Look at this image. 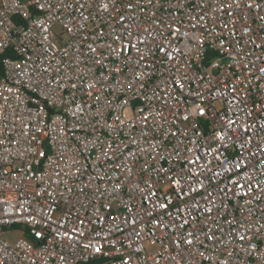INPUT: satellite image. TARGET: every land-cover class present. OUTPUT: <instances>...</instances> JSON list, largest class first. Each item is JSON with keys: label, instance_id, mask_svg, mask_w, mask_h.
Instances as JSON below:
<instances>
[{"label": "built area", "instance_id": "1", "mask_svg": "<svg viewBox=\"0 0 264 264\" xmlns=\"http://www.w3.org/2000/svg\"><path fill=\"white\" fill-rule=\"evenodd\" d=\"M0 56V264H264V0H0Z\"/></svg>", "mask_w": 264, "mask_h": 264}, {"label": "rangeland", "instance_id": "2", "mask_svg": "<svg viewBox=\"0 0 264 264\" xmlns=\"http://www.w3.org/2000/svg\"><path fill=\"white\" fill-rule=\"evenodd\" d=\"M19 232L18 231H11L6 233L5 237L8 238L9 240H14L19 236Z\"/></svg>", "mask_w": 264, "mask_h": 264}, {"label": "trees", "instance_id": "3", "mask_svg": "<svg viewBox=\"0 0 264 264\" xmlns=\"http://www.w3.org/2000/svg\"><path fill=\"white\" fill-rule=\"evenodd\" d=\"M10 52H6L4 55H8ZM4 74V65L2 62V56H0V75Z\"/></svg>", "mask_w": 264, "mask_h": 264}]
</instances>
